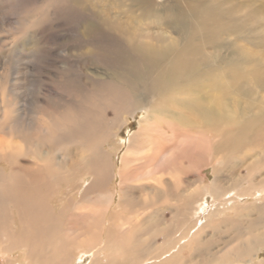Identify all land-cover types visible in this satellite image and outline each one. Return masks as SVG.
Returning a JSON list of instances; mask_svg holds the SVG:
<instances>
[{"label":"bare ground","instance_id":"bare-ground-1","mask_svg":"<svg viewBox=\"0 0 264 264\" xmlns=\"http://www.w3.org/2000/svg\"><path fill=\"white\" fill-rule=\"evenodd\" d=\"M231 1L65 0L82 13L80 57L63 56L73 97L37 98L26 122L0 81V264H264V58L234 47L252 34L264 49V27L237 22ZM50 6L9 25L32 45L66 34ZM250 12L264 24V4ZM81 51L107 69L88 83Z\"/></svg>","mask_w":264,"mask_h":264},{"label":"rangeland","instance_id":"rangeland-1","mask_svg":"<svg viewBox=\"0 0 264 264\" xmlns=\"http://www.w3.org/2000/svg\"><path fill=\"white\" fill-rule=\"evenodd\" d=\"M41 1L44 0H1L0 3L1 9H3H0V28H3L0 30V81L5 80L6 82L3 96L7 100L15 101L17 103L16 106L18 111L22 119H25L26 122H29V119L32 116L31 111L33 108H35L36 104H33V102L37 98L39 100H43V98L53 99L60 97L62 99L64 98L63 101H65L70 100L71 97H73V92H71L70 89L66 87L65 78L63 77L64 72L67 71L66 67L69 65L68 59L63 56L67 55L70 50L71 54L69 56L75 55L80 57V55L74 51L71 44L78 41V38L74 36V32L76 31L75 26L79 23L81 18L80 15L82 13L78 7H70L67 3H65V0H50L51 6L49 11L50 14L56 16L58 19L61 17L64 19L62 21L66 34L63 30H61L63 29L62 27H58V30L55 32L45 31V37L43 40L37 43L34 42L32 45L33 37H38L37 33L34 34L29 32L30 34L25 35V37L14 33L15 29L10 27L9 24L11 23L12 25L13 23H17L18 18L22 20L20 18L21 15H19L21 13H17V10L28 8L30 4L39 5ZM260 3L264 4V0H232L228 4L231 5L233 10L238 13L239 19L237 22L243 24L244 27H250L249 29H251L252 27L254 28L255 25L264 27V24L262 25L260 19L255 18V15L250 12V9L253 5H259ZM17 4L19 6H17ZM3 21L6 25H2ZM15 26H17V24ZM9 29L11 30L9 31ZM42 31L43 30H41V32ZM13 33L15 35H12ZM234 35L235 34L228 36V43H230L229 39ZM243 37L245 38L238 40L237 43L235 42L234 47L236 49H240L242 52H250V50H252L251 52L256 56H261L264 58V49L259 46V41L256 40L252 34L248 36L243 35ZM107 40L108 38L97 41L95 39V41H91V43L93 42V44L97 46L101 45V42ZM226 43L227 42H225V46H227ZM87 47L88 46L83 47V50L86 51L88 49ZM84 51H81L83 53L81 56L82 58H75L72 60L76 62L77 66L81 70V72L78 73L80 75V81L83 83H88V80L85 76L86 74L91 75L90 72L93 73L96 69L99 71H106L107 69L101 60H98L97 62L96 60L87 58L86 52ZM246 60L248 62H252L249 57H247ZM260 94L263 95L262 93ZM108 113L106 116L111 118L112 113ZM141 115L142 111H136L134 115H131V117L128 115L127 118L123 120V127L117 131V138H119L120 141L122 139H127L128 135L137 128V121ZM33 128L34 126L32 127V130ZM107 147H111L109 149L116 151L114 159L117 167L119 156L124 149V145L115 141L111 142V144H109ZM211 166L212 165L209 164L205 165L203 167L204 169L201 168L203 169L201 175L204 176L203 179L205 183H208L209 180L212 179L213 166ZM240 171L242 172L244 169L241 168ZM84 174H86V172L82 171L81 175ZM187 174L191 175V172L186 173L185 176H188ZM117 185H119V178L116 174L113 177L110 186L113 192L117 189ZM208 200H210L209 196ZM72 226L74 228L79 227L78 224H64V227L68 229V233H71L69 229ZM73 235H75V232L72 233V236ZM73 238L76 237L73 236ZM262 258H264V248L259 252V259Z\"/></svg>","mask_w":264,"mask_h":264}]
</instances>
